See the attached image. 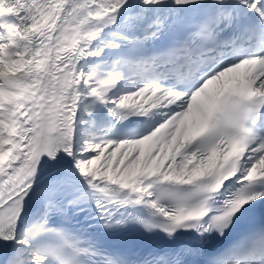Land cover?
Returning <instances> with one entry per match:
<instances>
[{"label": "snow or ice", "instance_id": "6c2138e0", "mask_svg": "<svg viewBox=\"0 0 264 264\" xmlns=\"http://www.w3.org/2000/svg\"><path fill=\"white\" fill-rule=\"evenodd\" d=\"M0 264H264V0H0Z\"/></svg>", "mask_w": 264, "mask_h": 264}]
</instances>
